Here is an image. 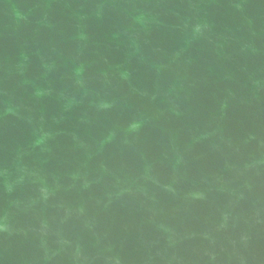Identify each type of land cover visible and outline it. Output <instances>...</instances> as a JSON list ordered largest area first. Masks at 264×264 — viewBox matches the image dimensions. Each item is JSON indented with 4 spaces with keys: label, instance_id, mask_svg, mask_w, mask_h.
<instances>
[{
    "label": "water",
    "instance_id": "1",
    "mask_svg": "<svg viewBox=\"0 0 264 264\" xmlns=\"http://www.w3.org/2000/svg\"><path fill=\"white\" fill-rule=\"evenodd\" d=\"M0 264H264V0H0Z\"/></svg>",
    "mask_w": 264,
    "mask_h": 264
}]
</instances>
